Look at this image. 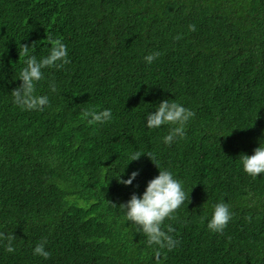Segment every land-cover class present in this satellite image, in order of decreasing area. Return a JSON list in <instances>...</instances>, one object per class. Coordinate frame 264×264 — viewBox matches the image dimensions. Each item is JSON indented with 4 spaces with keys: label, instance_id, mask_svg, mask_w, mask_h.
<instances>
[{
    "label": "trees",
    "instance_id": "16d2710c",
    "mask_svg": "<svg viewBox=\"0 0 264 264\" xmlns=\"http://www.w3.org/2000/svg\"><path fill=\"white\" fill-rule=\"evenodd\" d=\"M47 36L71 63L44 69L43 111L23 110L11 95L26 67L19 48L44 58ZM165 99L195 112L171 146V126H146ZM105 109L103 124L83 116ZM260 143L264 0H0V232L16 236L14 253L0 246V264H155L118 208L159 175L147 156L131 161L137 151L190 198L165 221L180 244L164 264H264V173L253 179L239 158ZM133 171L131 186L118 182ZM221 201L233 213L223 234L207 227ZM43 239L47 260L33 254Z\"/></svg>",
    "mask_w": 264,
    "mask_h": 264
},
{
    "label": "clouds",
    "instance_id": "9594fccd",
    "mask_svg": "<svg viewBox=\"0 0 264 264\" xmlns=\"http://www.w3.org/2000/svg\"><path fill=\"white\" fill-rule=\"evenodd\" d=\"M188 28L189 31L196 30V26L193 24H190ZM174 39L178 41L181 37L178 35ZM47 40L51 44L49 54L39 60L34 55H29L30 47L27 44H22L19 48L20 58H26V67L19 73L18 80L22 81V84L13 89L11 95L13 103L23 110L43 111L49 105V97L37 95L36 86L45 78L44 69H62L71 63L68 58L67 46L60 39L47 36ZM34 45L35 43L32 46ZM160 55L161 53L158 51L153 52L145 57V61L151 64ZM49 88L53 93L58 91L54 81L49 84ZM83 116L91 126L108 122L112 118V112L111 109L100 112L84 110ZM194 117L195 112L192 110L175 100L165 99L155 107L154 111L148 113L146 126L149 129H158L165 125L171 126L168 134L163 138V142L171 146L177 138H185V127ZM142 156H147L153 162L159 169V175L148 181L142 196L133 193L131 198L126 203L120 204L118 208L123 212L127 221L136 225L137 232L143 234L147 246L153 248L155 264H164V261L167 260V252L173 251L180 244V241L172 235L175 228L171 224L165 226V221L177 220L176 211L190 198L183 190V182L176 179L171 171L161 168L151 152L142 155L137 151L131 155L130 159L139 161ZM239 158L244 172L253 179H257L260 174L264 173V143H260V146L254 149L253 155L241 154ZM139 174L138 171H133L127 180L120 177L118 182L125 186H131ZM113 206L117 207L115 204ZM213 208L214 211L207 227L211 232L223 234L233 217L231 206L229 203L221 201L216 203ZM245 219L251 222L250 216ZM15 240L16 236L13 233L0 232V246H3L6 252L14 253L16 251ZM46 244V239L37 242L33 254L43 257L45 260L50 259L51 253L46 250ZM162 256L163 259H161Z\"/></svg>",
    "mask_w": 264,
    "mask_h": 264
}]
</instances>
